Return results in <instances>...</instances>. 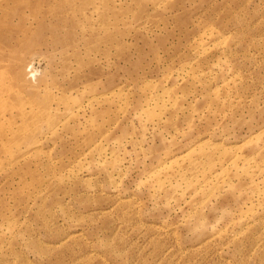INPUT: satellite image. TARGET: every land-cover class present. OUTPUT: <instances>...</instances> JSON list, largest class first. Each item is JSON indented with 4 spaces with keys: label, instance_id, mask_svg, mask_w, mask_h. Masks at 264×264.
<instances>
[{
    "label": "rangeland",
    "instance_id": "374dc122",
    "mask_svg": "<svg viewBox=\"0 0 264 264\" xmlns=\"http://www.w3.org/2000/svg\"><path fill=\"white\" fill-rule=\"evenodd\" d=\"M0 5V264H264V0Z\"/></svg>",
    "mask_w": 264,
    "mask_h": 264
},
{
    "label": "bare ground",
    "instance_id": "6f19581e",
    "mask_svg": "<svg viewBox=\"0 0 264 264\" xmlns=\"http://www.w3.org/2000/svg\"><path fill=\"white\" fill-rule=\"evenodd\" d=\"M5 11V10H4ZM23 13V12H22ZM6 17H8L7 16V14H5V13H2V6L0 5V25H7L6 24V20H7V18ZM15 21V20H14ZM6 28V27H5ZM10 53H11V51H10ZM15 53V52H14ZM14 53H12V54H14ZM17 53V52H16ZM16 55V54H15ZM4 61H3V59L1 58V52H0V66H1V69H2V71H0V79H1V77H8V80H9V84H8V81H7V84L8 85H6L5 83H3V82H1L0 81V93H2V92H4L6 89H8V90H11L12 89V82L10 83V81H11V79H10V77H9V74L6 72V70H5V68H6V66L4 67V65H6V64H4L3 63ZM0 69V70H1ZM8 69V68H7ZM11 69V68H10ZM11 71V70H10ZM9 73H12V72H9ZM36 75V74H35ZM8 86V87H7ZM8 98H11V99H13L14 98V96H13V94H11V95H9L8 96ZM24 115V114H23ZM30 115V114H29ZM10 117H12V120L14 119V116H13V114H10ZM18 117H22V115H20V114H18ZM2 119H4V116L3 115H1L0 116V122L2 121ZM21 131H27L28 130V124H26L25 122H22L20 125H19V127H18ZM7 132H4V130L1 128V123H0V139H10L11 141H18L19 139H20V137H19V134H17V133H13V134H11V135H8V134H6Z\"/></svg>",
    "mask_w": 264,
    "mask_h": 264
}]
</instances>
